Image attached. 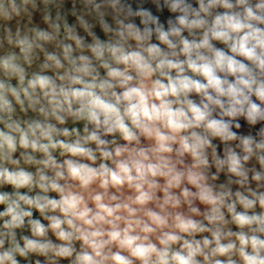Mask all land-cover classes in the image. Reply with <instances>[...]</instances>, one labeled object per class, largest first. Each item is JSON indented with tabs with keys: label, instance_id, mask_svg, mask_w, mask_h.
Instances as JSON below:
<instances>
[{
	"label": "clouds",
	"instance_id": "obj_1",
	"mask_svg": "<svg viewBox=\"0 0 264 264\" xmlns=\"http://www.w3.org/2000/svg\"><path fill=\"white\" fill-rule=\"evenodd\" d=\"M0 264H264V0H0Z\"/></svg>",
	"mask_w": 264,
	"mask_h": 264
}]
</instances>
